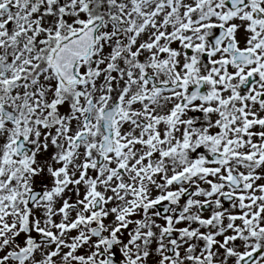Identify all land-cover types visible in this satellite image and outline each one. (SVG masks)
<instances>
[{"label":"rangeland","instance_id":"374dc122","mask_svg":"<svg viewBox=\"0 0 264 264\" xmlns=\"http://www.w3.org/2000/svg\"><path fill=\"white\" fill-rule=\"evenodd\" d=\"M226 2L0 0V61L9 63L6 77L0 69V104L15 114L0 115V264H106L110 238L121 264H242L253 252L251 264H264V128L229 122L242 115L239 83L218 79L210 45L230 13ZM260 2L248 0L245 12ZM99 14L107 19L78 66L82 80L66 87L49 65L53 51ZM243 18L239 30L250 37L242 44H251L256 33ZM145 72L162 84L184 82L155 90ZM200 76L210 98L183 107L185 85ZM116 102V149L98 165L102 114ZM85 130L87 140L75 144ZM19 139L31 152L16 153ZM216 153L227 159L213 162ZM180 174L184 188L174 182ZM232 174L238 189L227 182ZM33 189L45 194L28 206ZM229 195L232 202L222 200ZM158 203L172 204L167 216ZM27 224L50 240L32 243L20 262L10 253L29 245ZM98 225L103 239L92 235Z\"/></svg>","mask_w":264,"mask_h":264},{"label":"flooded vegetation","instance_id":"af4514ba","mask_svg":"<svg viewBox=\"0 0 264 264\" xmlns=\"http://www.w3.org/2000/svg\"><path fill=\"white\" fill-rule=\"evenodd\" d=\"M247 3L248 0H237L235 4H242L244 6L240 8H230L232 15V22L230 25H226L229 22V17L226 16V14H223L224 17L221 18L223 23H221L217 28L216 35L218 37V42L216 48L213 51L215 53L214 64L216 65L214 72L218 75V79L222 80L223 83H225V81L229 82L234 79H236V81L239 83V90L237 91L236 95L238 94L239 99L243 100L242 106L239 107L242 115L240 116L238 114L237 118L229 119V122L233 124L243 121L247 124L257 125L264 128V0H261L259 3L260 7L253 9L251 13L245 12L247 11L245 10ZM243 17H248L247 21L249 22L250 27L254 29L256 33L254 38H250L252 41L251 44L243 45L244 43L241 36L250 37L249 35L243 34L239 30L241 22L240 19H244ZM236 18L238 19L234 20ZM222 27H225L226 30ZM192 34V32H189L187 35L190 37ZM187 38L183 39L185 40V43ZM184 51L187 55L192 56L189 46H186ZM236 52H243L245 54L238 55ZM203 56L208 58L206 55ZM146 73L147 72H145V74ZM175 81H177V83L183 84L181 79H177ZM195 85L196 83L186 88L184 100L185 98L187 100L189 95L202 92V89H198L199 91L195 90ZM231 90L232 87L230 86V91ZM221 91H223V88L218 90L219 93ZM203 93L205 96L194 95L193 99L188 102L183 100V105L191 104L198 100H205L210 96L207 90H204ZM239 117H242L243 120L239 119ZM262 133H264V130H262ZM147 155L149 157L150 153H147ZM100 157L101 151H99L97 158L98 165H102L106 161L107 154L105 155L104 159H100ZM144 162H146V160L143 161V163ZM120 172L124 173L125 170L121 168ZM43 195L44 191H42L39 199H37L32 204L29 203L28 197V206L34 205L42 198ZM24 230L30 236L29 245H27V247L24 249H19L10 253L12 254L13 259H17V261L18 259L22 258V251L28 250L31 254V248L33 247L31 244L40 243L39 241L44 236L33 235L29 224L25 226Z\"/></svg>","mask_w":264,"mask_h":264},{"label":"water","instance_id":"95a60500","mask_svg":"<svg viewBox=\"0 0 264 264\" xmlns=\"http://www.w3.org/2000/svg\"><path fill=\"white\" fill-rule=\"evenodd\" d=\"M103 19L96 21L95 23L91 24L90 26H88L87 28H85V30L78 36L72 37L70 39H68L66 42H64L60 48L57 50L56 52V57L54 58L52 64L55 65L56 62L57 66L56 68L62 72L63 69L62 67H59L60 64H63L64 66H68L69 65V69H70V78L66 80L65 83L70 84L73 83L77 80H80V77L76 74V68L78 65V62L80 61V59L82 58H86L91 50H92V46L96 43L97 41V32L99 30V28L101 27L102 23H103ZM115 24L118 26V22L116 21ZM117 32H120L121 30L117 27L116 28ZM78 51V52H77ZM61 76L64 78V74H61ZM64 80V79H63ZM0 111H2L3 113H5L8 117L11 116V118H14V114L13 113H9L8 110L4 109V107L1 105L0 106ZM90 111V110H88ZM110 120V118H108V120L106 121V123H108V121ZM109 129V128H107ZM112 133L107 130V139L109 140L111 137ZM112 141V137L110 139ZM230 183L233 184L234 186H239V182H237L236 180V176H233L230 180ZM227 199V201L232 200V197H227L225 198ZM169 208L167 207V209L165 211H163V214H168ZM256 257V254L251 255L250 257H248L246 260H244L243 264H250V262L253 261V259ZM119 261V259L117 257H115L113 259V261ZM113 264V263H110Z\"/></svg>","mask_w":264,"mask_h":264},{"label":"bare ground","instance_id":"6f19581e","mask_svg":"<svg viewBox=\"0 0 264 264\" xmlns=\"http://www.w3.org/2000/svg\"><path fill=\"white\" fill-rule=\"evenodd\" d=\"M163 128H164V127H161V126L158 127V130H159L160 133L164 130ZM207 153H208V151H207ZM161 159H162V157H158V158H156V161H157L158 164L160 163ZM150 161H153V160H152V159H149V162H150ZM144 163H145V162H144Z\"/></svg>","mask_w":264,"mask_h":264},{"label":"trees","instance_id":"16d2710c","mask_svg":"<svg viewBox=\"0 0 264 264\" xmlns=\"http://www.w3.org/2000/svg\"><path fill=\"white\" fill-rule=\"evenodd\" d=\"M101 16H103L102 14H100Z\"/></svg>","mask_w":264,"mask_h":264}]
</instances>
